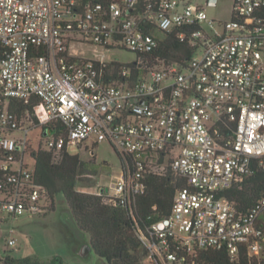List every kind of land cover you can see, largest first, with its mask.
I'll return each instance as SVG.
<instances>
[{
  "label": "built area",
  "instance_id": "built-area-1",
  "mask_svg": "<svg viewBox=\"0 0 264 264\" xmlns=\"http://www.w3.org/2000/svg\"><path fill=\"white\" fill-rule=\"evenodd\" d=\"M219 1L0 0V217L44 210L28 153L39 129L34 147L55 161L72 147L93 156L102 142L118 152L119 176L96 193L106 203L132 208L150 174L185 182L151 239L141 235L148 261L198 264L205 249L263 259L264 193L241 211L225 192L254 161L264 168V0H233L229 19L210 18L206 7ZM148 25L188 42L193 57L155 56L160 40ZM119 49L135 59L105 58ZM11 99L39 103L18 115Z\"/></svg>",
  "mask_w": 264,
  "mask_h": 264
},
{
  "label": "trees",
  "instance_id": "trees-1",
  "mask_svg": "<svg viewBox=\"0 0 264 264\" xmlns=\"http://www.w3.org/2000/svg\"><path fill=\"white\" fill-rule=\"evenodd\" d=\"M109 2L111 0H96ZM144 3V0H142ZM143 5V4H142ZM145 31H154L146 26ZM160 40V47L155 56L168 61L187 63L194 55V49L188 42L180 41L175 33L154 31ZM3 48L0 45V60ZM37 99L31 104L11 99L9 110L18 115L27 110L34 111ZM44 130L48 126H43ZM31 147V146H30ZM28 150L34 161L36 183L46 189V198L52 201L63 195L67 200L72 219L77 228L87 235V243L104 264H157L148 261L149 249L141 235L151 239L153 223L167 217L172 208L177 188L185 182L168 171L163 176L154 174L145 177L146 189L138 195L130 208L124 204L106 203L103 196L79 191L82 179H90L97 172L98 164L94 161L81 160L77 154L67 151L58 161L53 154L39 146ZM121 158V156L119 155ZM264 193V168L253 162L248 174L243 178L241 187H233L225 196L236 204V208L245 211L255 205ZM46 207V206H45ZM5 264H69L61 254L53 255L47 261H40L32 256H5ZM198 264H264L263 259L250 257L242 250L236 261H232L225 249H205L198 253Z\"/></svg>",
  "mask_w": 264,
  "mask_h": 264
},
{
  "label": "rangeland",
  "instance_id": "rangeland-1",
  "mask_svg": "<svg viewBox=\"0 0 264 264\" xmlns=\"http://www.w3.org/2000/svg\"><path fill=\"white\" fill-rule=\"evenodd\" d=\"M205 4V0H197ZM233 0H220L219 6L206 7L210 18L220 17L229 19ZM77 51L80 58H95L93 47L88 45H75L71 48ZM107 60L117 62H130L135 59V54L123 49L106 52ZM117 58V59H116ZM40 130L32 131L33 145L35 148ZM42 142V141H41ZM72 147L71 154H77L81 160L94 161L98 164L97 172L90 179H82L78 184L79 191L96 194L101 189L115 182L120 174V157L118 152L108 143L97 144L92 156L89 150ZM32 166L33 163L29 161ZM44 210L37 216L9 218L7 215L0 217V264H5L6 254L12 257L32 256L40 261H47L55 254H61L69 264H104V261L94 252L90 251L85 256L81 255L82 247L87 243V235L80 232L74 223L70 207L63 195L55 198H46ZM11 239L16 240L15 245H10Z\"/></svg>",
  "mask_w": 264,
  "mask_h": 264
},
{
  "label": "water",
  "instance_id": "water-1",
  "mask_svg": "<svg viewBox=\"0 0 264 264\" xmlns=\"http://www.w3.org/2000/svg\"><path fill=\"white\" fill-rule=\"evenodd\" d=\"M91 250H92L91 246L89 244H86V245H84V247H83V249H82V251L80 253H81V255L84 256L87 253H89Z\"/></svg>",
  "mask_w": 264,
  "mask_h": 264
},
{
  "label": "crops",
  "instance_id": "crops-1",
  "mask_svg": "<svg viewBox=\"0 0 264 264\" xmlns=\"http://www.w3.org/2000/svg\"><path fill=\"white\" fill-rule=\"evenodd\" d=\"M86 245V244H85ZM84 247V246H83ZM83 247H82V249H83ZM82 251V250H81ZM89 254V253H88ZM85 256V255H84Z\"/></svg>",
  "mask_w": 264,
  "mask_h": 264
}]
</instances>
